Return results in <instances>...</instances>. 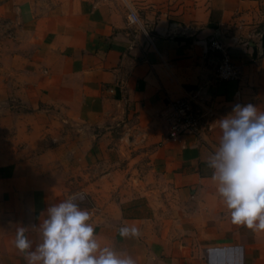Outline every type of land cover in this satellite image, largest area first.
Segmentation results:
<instances>
[{"label": "crops", "instance_id": "crops-1", "mask_svg": "<svg viewBox=\"0 0 264 264\" xmlns=\"http://www.w3.org/2000/svg\"><path fill=\"white\" fill-rule=\"evenodd\" d=\"M128 8L145 32L128 25ZM0 20L26 36L0 101L84 134L79 148L75 133L28 136L21 160L7 165L0 264H26L18 228L33 249L42 242L38 225L65 189L55 168L63 160H73L75 182L82 176L68 189L85 195L101 243L136 264H264V233L231 223L207 166L219 126L165 141L170 103L194 94L219 119L236 104L264 111V0H0ZM213 40L238 71L219 85ZM122 226L139 235L122 238Z\"/></svg>", "mask_w": 264, "mask_h": 264}, {"label": "clouds", "instance_id": "clouds-1", "mask_svg": "<svg viewBox=\"0 0 264 264\" xmlns=\"http://www.w3.org/2000/svg\"><path fill=\"white\" fill-rule=\"evenodd\" d=\"M218 123L216 150L208 157L217 192L233 225L253 234L264 233V111L251 103L236 104ZM82 197L73 194L50 205L39 223L42 242L35 249L26 228L17 229L15 247L26 264H136L127 253L102 244L92 217L80 207ZM122 238L136 237V227L122 226Z\"/></svg>", "mask_w": 264, "mask_h": 264}, {"label": "rangeland", "instance_id": "rangeland-1", "mask_svg": "<svg viewBox=\"0 0 264 264\" xmlns=\"http://www.w3.org/2000/svg\"><path fill=\"white\" fill-rule=\"evenodd\" d=\"M25 39L26 36L16 23L0 20V87H3L7 81L13 82L10 81L12 79L10 61L15 54L26 51L24 45ZM4 102L5 100L0 101V177L6 174L7 165L10 164L11 166V163L15 164L21 160L20 153L22 150H25L26 145L32 144L31 142H27L28 136H40L42 133H47V135L57 133L58 135H62V137L67 135L72 137L75 133L77 134L79 148V143H81L82 137L84 138V134L80 132L78 127L71 126V128H68L67 126H58L55 123L46 121L47 119L44 120L46 121V125L41 124L40 122L43 119L35 117V112L28 111L15 102ZM36 150V147L31 148L32 153H36ZM56 165L57 167L55 168L58 170V176L62 179V186L65 187V189L54 191L55 200H58L54 202L57 204L64 201L68 195L78 191L75 188L79 187L78 183L81 182L82 176L77 175L75 182V174L72 171V167L74 166L73 160H63V163L58 161ZM68 186H75V188L68 189ZM80 207L84 209V206L81 204ZM4 216V213L0 211V251L2 237L9 229L8 221Z\"/></svg>", "mask_w": 264, "mask_h": 264}, {"label": "built area", "instance_id": "built-area-1", "mask_svg": "<svg viewBox=\"0 0 264 264\" xmlns=\"http://www.w3.org/2000/svg\"><path fill=\"white\" fill-rule=\"evenodd\" d=\"M128 25L136 26L145 32L141 20L137 13L128 8L126 17ZM212 51L222 54V59L217 66L213 82L217 85L227 81L234 80L238 77L237 69L232 65L230 55L226 52L225 47L220 41L213 40L210 43ZM219 113L211 101H204L199 94L176 100L170 103L169 113L167 116L168 133L165 138L166 142H179L180 138L185 136H198L202 133H211L218 123ZM79 194L83 203L85 195L82 192H76L68 195ZM65 199V200H66Z\"/></svg>", "mask_w": 264, "mask_h": 264}]
</instances>
